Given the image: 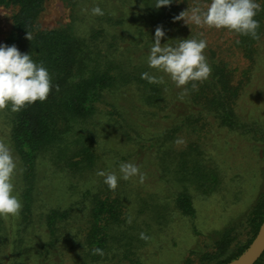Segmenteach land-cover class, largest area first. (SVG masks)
<instances>
[{
    "label": "trees",
    "instance_id": "16d2710c",
    "mask_svg": "<svg viewBox=\"0 0 264 264\" xmlns=\"http://www.w3.org/2000/svg\"><path fill=\"white\" fill-rule=\"evenodd\" d=\"M64 2L70 19L58 27H45L41 16L47 0H0V7L11 11V28L0 43L14 44L42 63L52 83L45 101L27 104L18 112L0 109V142L8 144L18 160L20 171L13 183L22 204L16 216L0 217V235L4 234L7 248L0 264H28L33 248L35 264H65L59 230L74 219H81L85 229L77 245V264H148L150 251L159 255L166 249L160 235L173 221L167 218L168 210L177 208L190 218L196 215L189 192L173 193V169L178 172L183 163L189 170L181 173L185 180L196 177L208 185L214 177L213 189L226 184L221 164L208 158L204 148L197 144L176 153L169 142L179 133L205 139L214 125L242 133L257 125L248 127L249 119L238 111V104L264 56V0H257L255 38L223 28L214 34L216 28H190L183 20L173 21L188 7L206 10L211 0H172L160 8L154 6L155 0ZM96 5L104 15L91 14ZM157 26L165 31L162 45L186 38L207 41L204 55L210 74L196 82L195 90L191 82L185 85L189 91L182 100L181 89L147 65ZM241 59L250 66L242 74ZM142 72L163 77L164 82L141 79ZM122 162L137 165L144 181L140 183L138 176L118 180L117 188L109 190L96 173L119 175ZM151 181L158 188L165 184L172 194L153 191ZM128 212L136 215L131 223L129 216L122 217ZM249 215L251 236L238 252L227 253L228 230L210 242L212 249L224 239L228 246L226 257L216 264H227L248 248L264 219V196ZM141 232L150 238L140 239ZM94 248L104 255L92 254Z\"/></svg>",
    "mask_w": 264,
    "mask_h": 264
},
{
    "label": "rangeland",
    "instance_id": "374dc122",
    "mask_svg": "<svg viewBox=\"0 0 264 264\" xmlns=\"http://www.w3.org/2000/svg\"><path fill=\"white\" fill-rule=\"evenodd\" d=\"M46 7V11L41 16V22L45 27H58L70 19V8L64 0H47ZM10 28L11 11L0 7V42ZM217 31L218 29H215L214 34ZM238 59L240 58L237 57L236 61ZM245 60H240L238 69L240 74L250 67L248 60ZM252 72V78L239 100L238 111L247 115L248 127L257 124V130L254 127L242 133L214 125L208 137H205L206 141L204 136H200L199 139L198 135L179 133L175 139L183 138L184 144L177 146L174 143L175 139L169 142V145L173 147L171 150H175L176 153L188 151V147H197V144L204 148L208 158L211 157L214 163L221 164L226 184L221 187L218 185L216 189H213L214 177L210 178L208 185L196 177L185 180L181 173H189V170L183 163L178 172H176L177 169H173V176L170 178V182L175 187L173 193L189 192L193 196L196 215L190 218L177 208L168 210L167 218H172L173 221L171 227H165L166 229L160 235L165 239L166 249L159 255L150 251L148 264H216L219 258L226 257L224 248H228L224 239L217 248L212 249L213 244L210 242L215 241L219 233L224 230L230 232L226 238L230 241L228 254L238 252L250 239L249 214L264 196V56ZM154 181L149 182L153 191H162L165 196L172 194L165 184H161L158 188L159 184ZM132 199L137 203L141 202L137 196H133ZM130 213L122 217H136L134 213ZM80 220H70L59 230L63 236L61 245L62 251L66 254L65 264L78 262L77 245L80 240H83L85 232V229L80 226ZM165 220L164 218L161 221ZM25 235H28V231ZM3 236L4 234L1 233L0 258L7 251V248H3L5 244L2 240ZM15 236L17 238L16 234ZM175 240L177 243H174ZM154 247L155 243L150 249ZM32 251L33 253L28 255L31 258L27 260L28 264H35L34 248ZM258 264H264V256Z\"/></svg>",
    "mask_w": 264,
    "mask_h": 264
},
{
    "label": "clouds",
    "instance_id": "9594fccd",
    "mask_svg": "<svg viewBox=\"0 0 264 264\" xmlns=\"http://www.w3.org/2000/svg\"><path fill=\"white\" fill-rule=\"evenodd\" d=\"M172 3V0H155L154 6L160 8ZM260 11L257 0H211L206 10L200 7H188L173 21L183 20L185 24L198 27L227 29L241 35L257 36L259 21L255 19ZM92 15L102 16L104 11L96 5L90 9ZM165 31L161 26L155 29L152 44L147 56V65L151 69L165 74L181 92L178 96L183 99L189 89L184 87L191 82V88H197L196 82H203L210 74L211 68L207 63L204 50L207 41L203 38L177 39L175 44H161ZM28 39H31L28 33ZM141 79L150 83H163V77L157 78L148 72L141 73ZM52 88L49 71L42 63L35 62L30 54L21 53L16 45L0 43V109L8 108L11 112H18L27 104L47 99ZM58 90V86H57ZM179 146L184 144L183 138L175 139ZM20 171L18 160L14 157L12 149L6 143L0 142V217H14L21 207V201L15 191L13 178ZM118 173L97 171L96 175L103 177V183L109 190H115L118 180H130L139 177L143 183L144 174L137 165L131 162H122L118 166ZM128 223L132 222L129 217ZM140 239L148 240L150 237L144 232L139 234ZM92 254L103 256L100 248L92 249Z\"/></svg>",
    "mask_w": 264,
    "mask_h": 264
},
{
    "label": "water",
    "instance_id": "95a60500",
    "mask_svg": "<svg viewBox=\"0 0 264 264\" xmlns=\"http://www.w3.org/2000/svg\"><path fill=\"white\" fill-rule=\"evenodd\" d=\"M264 255V219L248 248L227 264H256Z\"/></svg>",
    "mask_w": 264,
    "mask_h": 264
}]
</instances>
